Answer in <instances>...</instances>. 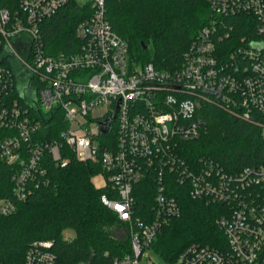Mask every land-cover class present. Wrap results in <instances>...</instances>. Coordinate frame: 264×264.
Masks as SVG:
<instances>
[{"label": "built area", "instance_id": "2783aa9c", "mask_svg": "<svg viewBox=\"0 0 264 264\" xmlns=\"http://www.w3.org/2000/svg\"><path fill=\"white\" fill-rule=\"evenodd\" d=\"M69 1L89 10L74 29L80 43L73 52L48 53L39 23ZM207 2L219 18L251 16L256 34L234 41L231 25L207 23L174 69L133 65L127 42L108 21L105 0L0 5V127L16 132L0 141V157L14 166L13 193L0 200V214L12 212L29 185L41 183L45 151L64 165L69 147L77 159L100 166L92 177L106 189L100 200L127 226L130 252L112 264H139L159 230L179 216L176 186L193 199L227 206L215 220L223 243H189L178 264H264V156L236 172L183 156L181 144L204 127L200 111L207 102L257 125L264 139V0ZM222 40L232 46H219ZM57 113L66 125L58 138L34 139ZM138 187L147 189L150 209L135 207ZM52 246L50 239L30 241L23 264H56Z\"/></svg>", "mask_w": 264, "mask_h": 264}, {"label": "trees", "instance_id": "16d2710c", "mask_svg": "<svg viewBox=\"0 0 264 264\" xmlns=\"http://www.w3.org/2000/svg\"><path fill=\"white\" fill-rule=\"evenodd\" d=\"M14 3L16 0H0L3 6ZM105 7L113 30L127 42L129 58L139 64L152 62L158 69L179 66L183 52L207 23L231 25L230 38L234 41L256 34L251 16L216 17L207 0H105ZM86 9L81 10L69 1L39 23L46 52L69 53L77 49L80 41L74 29L77 21L89 13ZM149 42L154 49L152 57L147 51ZM218 43L219 46H232L231 41ZM144 44L146 47L142 48ZM15 95L11 91L9 96ZM200 112L204 127L195 140L181 144L184 159L191 164L211 159L227 172L261 162L264 139L257 125L231 117L208 102L201 105ZM54 116L47 118V128L36 132L34 139L58 138L59 131L66 125L60 113ZM15 133L13 129L0 127V141ZM63 155L67 161L59 165L45 151L40 160L44 171L37 174L41 183L29 185L26 198L16 200L12 212L0 214L1 264H23L25 248L35 239L53 241L51 250L56 255V264H112L113 258L130 252L126 224L100 200L106 189L97 188L92 182L100 166L77 159L69 147L63 148ZM13 172L14 166L0 157V200L12 196ZM175 188L180 214L165 224L149 245L152 251L169 261L178 258L189 243H223L224 237L215 220L227 209L223 203H206L189 197L183 186ZM146 191L145 187L136 188L135 207L151 208ZM116 226L123 232L116 231ZM68 227L74 230L73 238H65L62 234Z\"/></svg>", "mask_w": 264, "mask_h": 264}, {"label": "rangeland", "instance_id": "374dc122", "mask_svg": "<svg viewBox=\"0 0 264 264\" xmlns=\"http://www.w3.org/2000/svg\"><path fill=\"white\" fill-rule=\"evenodd\" d=\"M148 53H149V56H153V53H154V49H153V45L151 42H149L148 44V49H147ZM132 63L133 65L136 64V62L134 60H132ZM93 177V176H92ZM93 182V181H92ZM95 183L96 184H99V181L98 179L95 180ZM99 188V187H98ZM116 231H120V232H123L121 230V227H118L116 226L115 227ZM63 236L65 238H73L74 237V230L70 227L68 228H65L62 232ZM81 263V262H79ZM179 263V260L178 259H175V260H167V259H163L161 258L159 255H157L154 251H152L151 248L149 249H145L143 252H142V255L140 256L139 258V264H178Z\"/></svg>", "mask_w": 264, "mask_h": 264}, {"label": "water", "instance_id": "95a60500", "mask_svg": "<svg viewBox=\"0 0 264 264\" xmlns=\"http://www.w3.org/2000/svg\"><path fill=\"white\" fill-rule=\"evenodd\" d=\"M144 47H146V45H145V44L143 45V47H142V48H144ZM104 130H105V129H103V131H104Z\"/></svg>", "mask_w": 264, "mask_h": 264}]
</instances>
